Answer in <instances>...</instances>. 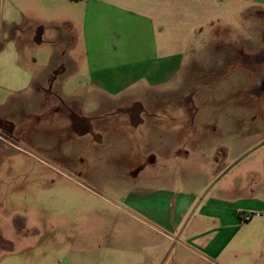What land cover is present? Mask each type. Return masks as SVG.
I'll list each match as a JSON object with an SVG mask.
<instances>
[{
    "label": "rangeland",
    "instance_id": "rangeland-1",
    "mask_svg": "<svg viewBox=\"0 0 264 264\" xmlns=\"http://www.w3.org/2000/svg\"><path fill=\"white\" fill-rule=\"evenodd\" d=\"M147 1L125 5L152 20L153 49L105 50L137 65L68 62L0 106V264H264L256 232L214 239L205 208L264 176V4Z\"/></svg>",
    "mask_w": 264,
    "mask_h": 264
},
{
    "label": "crops",
    "instance_id": "crops-1",
    "mask_svg": "<svg viewBox=\"0 0 264 264\" xmlns=\"http://www.w3.org/2000/svg\"><path fill=\"white\" fill-rule=\"evenodd\" d=\"M246 2L248 0H238ZM264 4V0H254ZM253 1V2H254ZM130 0H0V106L6 105L9 94L20 96L30 91L36 92L53 85L48 81V74L53 69H62L69 62L74 68L87 67L96 73H107L127 66L119 63L107 48L124 51L117 55L128 57L138 48L131 43L147 44L148 51L153 49L155 38L152 20L139 9L128 7ZM151 0L144 2L151 8ZM79 7L81 11H76ZM116 54V53H115ZM150 63H158L161 58L151 53ZM150 55V54H148ZM60 69V70H61ZM63 70V69H62ZM93 71V72H94ZM35 98L37 99V94ZM6 114V111H2ZM235 197L231 192L219 194L205 204L209 210L212 224L217 226L216 239L224 231L245 227L248 234L242 246H249L253 232L260 239L264 251V176L256 174L250 185L236 182ZM213 186H211L212 189ZM244 187V188H243ZM209 192V191H208ZM206 194L199 200L202 202ZM193 201L184 202L183 208ZM199 202V204H200ZM253 212L262 215L251 218L248 224L241 221L242 215ZM231 214L234 218H230ZM198 237V238H197ZM190 240L201 245L204 250H211L217 256L223 248V242H216L214 250L209 247L211 238L200 234ZM186 252L193 250L184 245Z\"/></svg>",
    "mask_w": 264,
    "mask_h": 264
},
{
    "label": "built area",
    "instance_id": "built-area-1",
    "mask_svg": "<svg viewBox=\"0 0 264 264\" xmlns=\"http://www.w3.org/2000/svg\"><path fill=\"white\" fill-rule=\"evenodd\" d=\"M251 218H252V215H249V214H244L243 215L244 221H249Z\"/></svg>",
    "mask_w": 264,
    "mask_h": 264
},
{
    "label": "flooded vegetation",
    "instance_id": "flooded-vegetation-1",
    "mask_svg": "<svg viewBox=\"0 0 264 264\" xmlns=\"http://www.w3.org/2000/svg\"><path fill=\"white\" fill-rule=\"evenodd\" d=\"M261 89L264 90V80H263V82L261 83Z\"/></svg>",
    "mask_w": 264,
    "mask_h": 264
}]
</instances>
